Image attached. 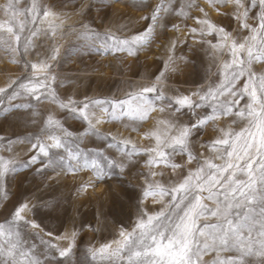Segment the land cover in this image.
Instances as JSON below:
<instances>
[{"label": "rangeland", "instance_id": "obj_1", "mask_svg": "<svg viewBox=\"0 0 264 264\" xmlns=\"http://www.w3.org/2000/svg\"><path fill=\"white\" fill-rule=\"evenodd\" d=\"M35 2L41 14L44 10L57 13L60 19L55 24L60 27L55 36L41 34L34 38L35 47L26 56L19 50L12 53L5 46H0V88L6 89L0 96V157L12 160L17 165L15 172L0 177V224L9 227L15 221L25 247L33 248L40 256L41 264H109V261L100 258L93 260L89 250L99 249L120 239L121 230L131 231L141 210L152 215L163 207L162 203L155 202L159 198H144L142 195L147 183L151 182L145 176L149 171L145 163L148 155H133L129 159L121 154L119 142L131 141L137 149L154 147L155 139L148 134L156 130L159 120L169 117L167 113L156 111L148 120L133 125L127 117L111 120L102 111L105 107L111 111L109 104L93 106L91 102L126 99L128 93L154 83L158 76L163 82L165 95L203 92L221 81L222 64L229 57L219 52L213 55L214 49L209 43L198 42L202 39L215 44V35L200 37L197 34L194 37L191 34L192 28L200 27L195 18L208 19L226 28L233 37L242 38L248 33L239 30L237 22L232 19L233 5H213L209 0H194L190 9L187 5L192 0ZM7 3L8 0H0V22L10 19L5 12ZM29 3L30 0H21L19 8L25 9ZM161 3L169 5L170 11L162 12L158 25H152L144 17L151 16ZM181 6H184V16L178 14ZM259 11L258 7L249 9L250 17L258 15ZM19 19L23 20L24 17ZM51 19L49 17L39 25L41 30H48ZM249 23L254 25L255 21L250 19ZM82 25H87L90 30L87 35ZM150 25L154 31L149 43L134 54L116 51L113 47L112 36L130 38ZM172 25H177L178 29ZM24 35H28L27 31ZM54 49H58V56L51 61L53 67L50 75H54L55 80L44 95L39 100L21 95L8 101L7 97L13 90L20 83H26V77L33 75L25 63H39L52 55ZM253 71L264 72V63L254 64ZM243 83V80L239 81L237 88ZM50 93H54L57 102ZM247 99L240 100L239 107H244ZM59 103L77 108L89 103V113H95V117L90 118L101 135H86L88 123L79 115L61 108ZM16 105L23 107L17 108ZM196 111L198 116H203L210 114L211 108L202 107ZM177 115L186 124L197 119L187 110ZM49 116L59 120L71 133L69 147L75 149L78 145L85 156L99 158L105 165L108 160L123 162V172L118 168L106 167L108 175L98 180L95 171L90 168L67 171V161L63 169L39 162L24 167V162L33 155L30 142L43 134ZM96 118L101 123L96 124ZM233 119L221 118L196 130L192 136L194 154L209 155L201 145L219 135L218 127H231L238 131L243 122L233 124ZM54 152L57 157L66 155L63 149ZM173 162L182 167L175 172L163 166L153 169L163 173L162 176L157 175L155 181L167 186L180 180L188 169L196 166L195 162L187 164L184 155L174 157ZM85 185L89 186L85 188ZM166 200L167 197L164 198ZM25 204L28 208L21 213L25 220L17 221L15 212ZM31 224L39 227L33 228ZM72 233H75L74 240L64 239L65 236L71 237ZM70 243L72 251L68 258L60 257L56 249L47 247L48 244H56L63 249ZM112 247L116 245L112 243ZM214 258V253L205 255L202 264H212Z\"/></svg>", "mask_w": 264, "mask_h": 264}, {"label": "snow or ice", "instance_id": "obj_2", "mask_svg": "<svg viewBox=\"0 0 264 264\" xmlns=\"http://www.w3.org/2000/svg\"><path fill=\"white\" fill-rule=\"evenodd\" d=\"M20 2L8 0L5 12L10 19L0 22V46H5L12 53L19 50L26 56L35 47L33 39L38 35L55 36L60 27L55 21L60 17L51 10H44L41 14L37 11L35 0H30L25 9L19 8ZM209 2L213 5H233L232 19L237 22L239 30L248 33L242 38L233 37L226 28L208 19L195 18L200 27L192 28L191 34L194 37L197 34L200 37L215 35V44L202 39L198 42L209 43L214 49L213 55L219 52L229 57L222 64L223 78L216 86L189 95L169 96L165 95L163 82L158 76L154 83L128 93L126 99L91 102L93 106L109 104L111 111L107 107L102 108V111L111 120L127 117L133 125L148 120L156 111L167 113L169 117L159 120L156 130L148 134L155 139L154 147L137 149L131 141L119 142L121 154L129 159L133 155H148L145 163L149 171L145 176L151 182L147 183L142 195L144 198H159L155 202L162 203L163 207L152 215L141 210L132 230H121L120 239L112 242L115 248L110 243L89 250L93 260L100 258L109 261V264H202L205 255L214 253L212 264H264V72L253 71L254 64L264 63V0ZM193 3L194 0L187 7L190 9ZM257 7L260 9L258 15L250 17L249 9ZM169 11L170 6L161 3L151 16L144 19L150 20L152 25H158L161 13ZM178 14L184 16V6L180 7ZM49 17L52 19L48 30H41L39 25ZM250 19L255 21L254 25L249 23ZM82 27L87 35L90 31L88 26ZM172 27L178 29L177 25ZM25 31L28 35H24ZM153 31L154 27L150 25L142 33L130 38L112 36V45L116 51L134 54L147 46ZM57 56L58 49H54L52 55L39 63L26 62L25 67L33 75L26 77L27 82L20 83L7 100H15L21 95L39 100L55 80L50 71L53 67L51 61ZM241 80L244 83L237 88ZM5 92L6 89L0 88V96ZM50 96L57 102L54 93H50ZM245 97L248 98L246 104L239 107L240 100ZM59 106L68 109L73 115H79L88 123L86 135H101L90 118L95 117V113H89V103L79 108L69 107L65 103H59ZM202 107H210L211 113L198 116L196 110ZM184 110L197 116V119L183 123L177 114ZM227 117H234L233 124L243 122L240 129L236 131L231 127H218L219 135L201 145L209 155L194 154L193 133ZM99 123L101 120L96 118V124ZM133 130H136L135 127ZM70 139L71 133L61 122L49 116L43 134L30 142L33 155L23 166L39 162L63 169L67 161V171L90 168L95 171L98 180L108 175L106 167L118 168L123 172V162L108 160L105 165L99 158L90 159L80 152L78 145L75 149L69 147ZM60 149L66 155L57 157L54 150ZM178 155L186 156L187 164L195 162V168L188 169L180 180L167 186L155 181L154 178L163 173L153 169L163 166L175 172L182 167L173 162ZM16 168L14 161L0 157V177L15 172ZM88 186L85 185V188ZM27 208L25 204L16 210L17 221L25 220L21 213ZM30 226L39 227L36 224ZM74 237L75 233H72L71 237L65 236L64 239L74 240ZM47 247L56 249L62 258H68L72 251L71 243L63 249H59L56 244H48ZM225 253L232 255H223ZM0 264H41V258L33 248L25 247L15 221L9 227L0 224Z\"/></svg>", "mask_w": 264, "mask_h": 264}]
</instances>
